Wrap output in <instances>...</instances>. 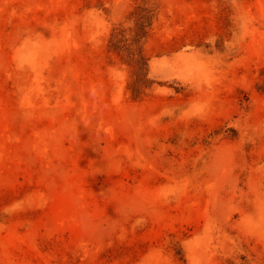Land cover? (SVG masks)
Returning <instances> with one entry per match:
<instances>
[{"label":"rangeland","instance_id":"obj_1","mask_svg":"<svg viewBox=\"0 0 264 264\" xmlns=\"http://www.w3.org/2000/svg\"><path fill=\"white\" fill-rule=\"evenodd\" d=\"M0 264H264V0H0Z\"/></svg>","mask_w":264,"mask_h":264}]
</instances>
